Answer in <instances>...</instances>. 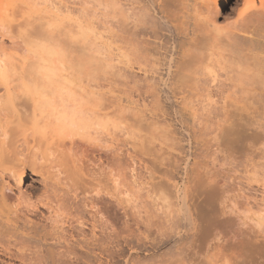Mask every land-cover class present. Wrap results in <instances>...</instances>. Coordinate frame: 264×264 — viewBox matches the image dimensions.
Segmentation results:
<instances>
[{"label": "rangeland", "instance_id": "rangeland-1", "mask_svg": "<svg viewBox=\"0 0 264 264\" xmlns=\"http://www.w3.org/2000/svg\"><path fill=\"white\" fill-rule=\"evenodd\" d=\"M52 1L54 2L56 0ZM60 1L63 7L62 11L64 12L62 14L64 17H66V24L68 25L66 27V30H68L69 32L67 34L68 36L69 34L72 36L74 35L75 37L78 35V40L79 38H81L80 31L77 28L78 26H75V23H77L78 19H80L79 22H85L84 25L87 22L89 26H91L92 24L91 27L95 28L94 32L98 33L96 35H100L101 37H103L104 42L106 41V43L101 45V47L99 45L97 46L93 44V48L91 51L92 54L96 51V54H99L97 55V57H99L98 59H103L102 63L101 61L99 62L101 63L99 64L101 66V69L98 68L99 66H97V57L96 59L95 57L92 58V54L90 55V50L88 48H85L80 44H76V42L71 43L70 40V42L67 43V46L69 49L68 54L71 55V62H74L76 64L78 60L80 61L82 59L81 61H84L87 67L90 64L92 67V64L94 65L95 62L96 65H94L93 67H97L101 75H99L97 70L94 71V69H92L93 74L94 72H96L95 74L99 75L100 77L99 82L101 83V85H99L98 83V88L100 90L102 89L100 86H102L103 90L101 91L107 93L108 97H111H109V99L110 105L113 104V106H111V108H113V112L112 110L111 112L112 114H115V130L113 132L112 143H110V145H113L112 150L117 155V158L121 159V165L116 164L115 167L113 164V170L115 169V173L113 172L114 176H112V178L115 177L116 179H114L115 181L112 180V184H110V187L112 188L110 189V198L112 197V202L116 207L118 220H112L113 222L111 220L108 221L105 214L103 212L101 213V211L99 212V209H97V207L93 205L92 201H90V196L89 194H86L84 192L83 187L82 190L80 187H77L78 185L82 186L81 182L84 174H87V176H84L83 179L87 178L93 180L92 177H99V179L104 178L103 172H101L102 170L100 171L99 169L100 166L97 165L100 164L99 160L93 161V159H90L88 155L87 156L89 159L85 158L86 155L80 152L83 155L79 153V158L82 159V161L80 160L79 162L83 164V166H85V168L87 169V164L89 163L90 165V163H92L93 161L94 165L91 164L90 167H94L96 169L98 173L95 174L97 176H88V173H90L89 169H82L85 171L79 170L80 173H83L81 176H78L79 178H76V181L80 180L81 184H78L74 181L76 175H70L71 172H67V174L64 173L62 174V176L60 175L61 179L62 177L63 179L60 180L61 183L58 184V187L56 185V191L50 190L52 193L49 190L44 189L41 180L42 176L40 174L35 175L31 172L30 168L27 172L28 176L26 178L24 190H28L29 192L33 191L32 201L38 202V200L45 198L49 194L52 195L54 194L53 192H57L59 190V196L61 197L63 195L62 197L65 200L64 202L67 201L66 204L68 203V209L63 210L64 212L61 211L62 213H60L58 216H51V209L47 206L43 207L41 205L38 206L35 204L34 205L38 208H35V206L31 205L27 209L21 211L22 214L19 216V221L16 220L18 221L17 224L19 226H15L20 227V231L22 230L21 234L25 232L28 235L27 237L30 241H28L26 238L24 240L21 239V237H18L20 241H17L16 239L15 240L17 243L20 242L19 245V243H13L15 242V240L12 238V240L14 241L12 242L11 240L7 245L2 239L3 242H0V264H209L210 262H213L215 264H234L236 262V260H233L235 258L234 255L236 251H239V249H237V246L235 245L237 238L232 239L231 237H229L228 240H224L223 234H215L216 225L210 226L208 222L210 218H214L215 220L220 221L224 218L226 219L232 216L235 217L234 215L230 214L228 208H225L228 204L239 202L243 206L247 207V204L245 203H250V205H253L258 201V199H261L260 197L263 195L262 188L260 190L258 186L255 187L256 185L254 187H250V185L248 184L249 180L242 176L244 175L242 172V164L244 163L243 161L244 159L248 158V155L249 157L251 156L248 152V148H246L247 143L250 141V139L247 138L248 140L242 141L238 133L240 130L239 110L231 111L229 109L230 111H225V109L221 110L222 108H218L217 106H215L216 104L213 106L209 105L210 101L208 94L206 95L207 92H203V88H201L204 86L202 82H197L198 85L200 84V87H197V90L192 89L190 91L191 88H189L190 86L187 87V82L185 86L180 85L178 82H176V80L174 81L173 79L175 78H172L168 73L170 70H172L171 68L170 70L168 68L171 66L172 68H174V61V64H176L179 55L181 56V54L179 53L181 52V49H179L180 47L178 46L184 45V50L187 48L185 52H187L188 50V58L186 57L188 61H192V59L196 57V59H193L192 62H194V60L199 62L200 58L197 60V56L199 55L201 57L204 52V49H201V46H199L200 51L198 50V48L193 49L194 45H191V43L193 42L190 41L194 38L195 43L196 39L192 32L193 30L195 31V27L198 30L197 23L200 24L201 17L205 15V9H202V6L204 7L203 1L135 0V7L140 8L141 6V9L135 8L134 5L133 7H131L132 4L135 3V1L133 0ZM139 1L144 3L140 4ZM160 1L165 4L167 8L169 7L173 9L167 11L169 15H166L167 12L165 10H167V8H164ZM243 1L244 0H233L230 5L224 7V9L220 11V18L223 19L228 16L235 8L236 5L234 4L238 3L240 6H243ZM165 2L168 3V6ZM127 4H130V6ZM146 5L148 8L146 7ZM159 6L164 8V10L162 8H159ZM144 7L147 8V11H149L146 12V14L147 18L150 19L151 22L148 23V25L146 23V26L144 25L145 28L143 27L145 29L142 30L143 34L144 32H146V34H142L144 37L141 39H145L144 41L140 39V37L142 36H139L141 35L139 33H141L142 31L140 32L139 28V30L136 29L137 33L136 35H134L136 37V39L134 37V42L136 44H133L134 49H141V47L139 46L142 42L143 44L145 42L146 46L143 44L141 46L145 49L149 48L148 52L150 51L151 53L149 52V57L147 53L146 57V51L144 49H141L142 52L140 51V49L135 51V53L139 51L140 55H144L145 53L144 56L146 57V64L144 62L143 65L144 67L146 65L145 69L147 71L145 70L144 72L143 70L139 73V70L135 68V70L137 69V72L134 70V75H136V77L132 79L133 75L132 77L129 76L130 74H128L127 69H125V67H127V58L125 57V55H122L127 54L129 48L126 50V47H130V44L126 45L129 43L128 36L130 35H128L127 33V20H125V17L127 19V13L131 12L130 10L133 9L138 11H134V13L132 12L133 15H138V13L144 10ZM160 9L163 10V14L161 13L162 10L160 11ZM141 14L142 13L139 14L140 17H134L135 20H141ZM197 14H199L201 17ZM159 17L160 19H158ZM170 19L171 21L173 20L172 22L175 21V24L171 23V21L169 22ZM198 19L200 22H197ZM163 20H165L166 23ZM177 20H179V22ZM70 21L72 22L71 24ZM194 22L196 26H194ZM178 24L181 26L178 27ZM150 25L151 28H148V26ZM162 25L164 26V28ZM165 26L167 30L165 29ZM151 30L152 32L153 30H160L157 35V39L154 32L153 35H151ZM161 35H164L165 39L164 37L162 38ZM166 36L170 40H168ZM186 36L188 37L186 38ZM76 39L77 38H74L72 41L74 42ZM137 39L141 40L142 42ZM261 40H263V37ZM199 41L201 43L200 39ZM199 41L195 43L196 46ZM174 42H177L176 46L174 45ZM261 42L264 44V40ZM160 43H164L165 47H167L165 48L164 45H161ZM186 44H189L192 47L190 46V48L188 49L189 45L187 46ZM107 46H109V48H107ZM168 46H171L172 49ZM99 47L101 48L100 50ZM157 48L160 50V53ZM160 48H162V51ZM168 48L169 50H166ZM153 49L154 51H158L161 56L158 53H156L157 57L154 56L153 53H155L156 51L154 52ZM97 50L99 52H102L97 53ZM122 50L124 53L122 52ZM139 52L136 54L138 55ZM103 54H105V56H108L105 59L106 63L104 62L105 56ZM151 54L154 56V58ZM109 56L112 57V60ZM150 56L154 61L155 67L153 68L154 71H156L155 74L152 69H150L149 67L147 68V66H149L150 64L151 67L153 63ZM159 56L160 58L162 57V59H159ZM155 57L156 60L158 59L159 63H162L160 64L163 68L159 63V65L156 66L157 61L154 60ZM147 58L151 60V63L149 62V60L147 61ZM173 58L177 60H174ZM169 60L171 62H169ZM196 61L194 63H197ZM166 64L167 66H165ZM105 65L108 67H106ZM91 67L89 69V72H91ZM105 67L107 69H105ZM151 71L153 73H151ZM160 72L162 75L160 74ZM147 73L148 76H152L151 79L149 78L150 76H147ZM173 73L175 72L173 71ZM138 74L140 75V78H138ZM143 75L147 76L145 80V76L143 78ZM128 77H131L129 78L130 81H127ZM135 78L137 79L135 80ZM192 79L189 77L188 80L191 81ZM148 80L150 81V83L148 82ZM134 81L137 85L135 83L133 84ZM192 81V85L190 83L191 86H193L194 82H196L194 80ZM137 82H139L140 84H138ZM201 84L203 85L201 86ZM166 85L169 86V88ZM173 85H176V87H174ZM177 85L178 87L180 85L181 88H178ZM183 86L185 88H183ZM150 87H153L156 90H154L153 88L149 89ZM108 93L110 95H108ZM216 98L219 99V97L217 96ZM29 120L27 121L26 119V124L29 122ZM28 124L30 125L27 126V128H29L28 131L31 132V127L33 126L32 120ZM245 128V135H248L247 137H249V133H251L250 130L253 129V127L251 125H247ZM16 132L13 133V138H15ZM28 134L30 133L28 132ZM18 135L16 136V138L18 137ZM22 137L23 141L21 140V138L19 139L20 141H22V143L20 142L21 145H23L25 140L24 137L26 136L22 135ZM260 146L264 147V141L263 143L261 142ZM25 147L23 146V148ZM25 150L26 151H24V153L22 149L21 153L26 154L36 151L35 148L29 149L28 152L26 148ZM42 155L43 154L41 153V151H38V156L42 157ZM257 155V157L255 156L254 158L255 161H253L255 162L254 165L256 171L254 177L261 180V183H264V152ZM87 160L89 161L86 164L84 161ZM117 161L120 162L119 160ZM95 162L97 164H95ZM2 163L0 164V171L3 169L5 172L7 165L5 164L6 162H4L5 167H3L4 164L2 165ZM9 165L10 164L8 162V166ZM95 165L97 166V168L95 167ZM116 168L120 169L121 175L122 173L125 174L124 177L122 176V179L119 181L120 183H117L119 169L117 170V173ZM88 170L89 172H86ZM5 173L7 174V171ZM121 175H119V179L121 178ZM169 178L173 180L170 181L171 179ZM160 180L161 184L162 181L167 180L169 182H174V184L171 183L170 188L169 185H166L168 181L165 183L163 182V185L165 184V186L162 185V190H160V188H158L159 191L156 190L159 194L156 192V194L158 195H155V193L154 195L157 197V199L159 198V200L157 201H159L160 204H158V202H155L154 200L149 198L147 193H149L150 195L153 194L152 190L151 192H149L150 189L153 188L151 186L157 185ZM212 180L214 181L213 183ZM72 182H74L75 184H73ZM93 182L98 183L97 181ZM151 182L157 183L151 184ZM12 183H14V181H12ZM159 184L158 186L161 185ZM172 184L176 186H172ZM185 186L187 188L189 186V188L187 189ZM155 188H157V186L154 187V191ZM185 188L187 190H185ZM224 189L227 191L224 192ZM184 191H186V194L188 195L186 196V200H184L186 205L189 204L188 207L186 206L187 208L185 207V204L183 208V203L181 202L183 201L182 195H186ZM77 192L80 193L77 194ZM83 193H85V195L87 196L83 195ZM154 195L153 197L154 199H156ZM168 195L170 200L169 198H166L167 200H165V197H168ZM152 201H154L155 204H153ZM92 205L94 206V208ZM181 207L183 210H181ZM185 208L186 210L189 208L188 211L192 213L191 216L193 217L185 213L187 212ZM181 211L183 212L180 213ZM227 215H229V217ZM185 216L187 218H189L190 216L188 220L189 222H187V218L186 220L184 219ZM190 219H192V221H190ZM1 222L4 223L3 221ZM234 223L236 231L241 232L246 238L248 237V234L253 235V237H255L256 235H261L260 232L257 231V229H259L260 227L257 228V225L248 218H246V220L239 219L237 221H234ZM3 226H1V229ZM15 226L13 225L12 227ZM261 227V230H263V233H261L264 235V225H262ZM12 229L14 230L15 228ZM18 231L19 230H17L16 232L18 233L17 235L21 236V234H19L20 231ZM23 236L25 237L26 235L23 234ZM23 236L22 238H24ZM1 238L2 236L0 237V239ZM261 240L262 238L259 240L260 242L257 241V244L261 243ZM11 242L13 244H11ZM21 242L24 245L21 244ZM255 251L258 252L252 253L251 251L248 253V255H246L248 257L245 256L244 258H240L239 264H264V247L261 246L260 248H256Z\"/></svg>", "mask_w": 264, "mask_h": 264}, {"label": "bare ground", "instance_id": "bare-ground-1", "mask_svg": "<svg viewBox=\"0 0 264 264\" xmlns=\"http://www.w3.org/2000/svg\"><path fill=\"white\" fill-rule=\"evenodd\" d=\"M129 1H132V0H129ZM202 1L204 5V7L202 6V9L203 8L205 9L204 11L205 15L201 14L203 15L201 17L199 14H197L201 17V22L199 21V19L197 20V22L198 21L200 22V24L196 22L198 30L195 27V31L193 30L192 32L195 36V39L197 41H199L200 39L201 43L199 41V43L197 44L198 46L197 47L195 44L197 43V41L195 40V43H194V38L192 40L190 39L189 40L193 42V43L190 42L192 46L194 45L193 49L198 48L199 50V46L202 47V48L200 47L201 49H204L203 50L204 52L202 54V56L204 55L203 58L202 56L200 57L198 55L197 60L199 58L201 59V60L199 59V62H197L196 60H194V62L196 61L197 63L192 62L193 59H196V57L194 58L192 57L193 58L192 61L190 60L188 61L186 59L187 54H189L187 53L188 50L187 52H185L187 48L184 50L183 49L184 45H181V46H178L180 47L179 49H181V52H179L181 54V56L179 55L180 58L178 57V60L174 59L175 57L173 58L174 60H177L176 64H174L175 61L173 63L174 68H172V66L169 67L170 65L168 66L169 68L167 67L169 70L170 68L172 70L174 69L173 71L175 73H173L172 70L170 71L168 69L167 70L169 71L168 72L169 75H171L172 78H175L173 80L174 81L176 80V82H178L180 85L185 86L187 82L188 84L187 87L190 86L189 88H191L190 91L192 89L197 90V87H200L199 86L200 84L198 85L197 82L198 83L202 82L204 86L201 88H203V92H207L206 95L208 94L209 101L211 103V104L209 103V105L213 106L216 104L215 106H217L218 108H222L221 110L223 109H225V111L226 110L228 111L230 110L238 111L239 110L240 112V120H239L240 130L238 133L242 141L250 139V141L247 143L246 148H248L249 150L248 152L251 155L250 157L248 155V158L244 159L243 161L244 163L242 164L243 166L242 172L244 175L242 176H244L245 178L249 180L248 184L250 185V187H254L256 185L255 187L258 186L260 190L262 188L263 195L262 196L260 195L261 199L260 200L258 199V201L253 205H250V203H245L247 204V207L243 206L239 202L228 204L227 207L225 208H228L229 209L228 211L230 212V214L234 215L235 217L231 215L232 217L226 218V219L224 218L223 220L221 219L220 221L215 220L214 218H210L208 222L210 226L216 225L215 234L216 235L223 234L224 240H228L229 237H231L232 239L237 238L235 245L237 246V249H239V251H236L234 255L235 258L233 260H236L234 264H239L240 258H244L251 251L252 253L254 252L257 253L258 251H255L256 248H260L261 246L264 247V235L262 234L263 230H261L262 229L261 226L264 225V183H261V180L256 179L254 177L256 171H255V165H254L255 162H253L255 161L254 158L257 154L264 152V147L260 146L261 142L263 143L264 141V46H263L264 44L261 42L264 40V0H244L243 6L242 5L240 6L238 3L234 4L236 5L235 8L231 11L229 15L227 14L228 16H226L223 19L220 18V11L224 9V7L230 5L233 2V0H202ZM139 3L141 4L142 2L139 1ZM160 3L162 2L160 1ZM130 4H127V5L130 6ZM135 4H136V1L134 4H132L131 7H133V5L135 7ZM166 4L168 6V3ZM162 5L164 8L166 7L165 4L162 3ZM146 7H144V10L146 9L145 12L144 10L143 11L140 10L141 11L140 13H142L141 20L140 19L135 20L134 17L136 16L140 17L139 15L140 13H138V15L136 16L133 15L134 11H136L134 9L130 10L131 12L127 13L126 15L127 19L125 17V20H127L126 21L127 22L126 28L128 30L127 33L128 35H130L128 36L129 43L126 45L130 44V47L127 46L126 50L129 48L128 52L126 51L127 54H122V55H125V57L127 58L126 60L127 67H125V69H127L128 74H130L129 76L132 77L133 75L132 79L136 77V75H134V72L137 69L139 70V73L142 72L143 70L145 72L146 65L144 67L143 64L145 62V58L147 57V53L149 57V52H150V51L148 52L149 48L145 49L144 47L141 46L143 44L142 41L145 40L141 38H143L144 37L143 35L146 34V32H144L143 34L142 30H145L144 28L146 26L145 25L146 23L148 25V23L151 22L150 19L147 18L146 12H149V11H147L148 7L147 8ZM62 8L63 7H62V3L60 0H56L54 2L52 0H39V4L36 3V0H0V164L3 162L2 163L3 165L4 162H6L5 164L7 165L5 169V172L7 171V174L4 172L3 169H2L3 173H2V170L0 171V222L3 221L4 223L2 222L1 223L5 226L4 227L0 223V225L3 226L5 230V231L3 230V227L1 229V226H0V229H1L0 237L2 236V238L0 239V242L2 243L3 242L2 239H3L7 245L12 240V238L14 240L16 239L17 241H20L18 237H21V239L25 240L26 238L28 241H30L29 238L27 237L28 235L25 232L21 234L22 230L20 231V227H18L19 225L17 224L19 221L18 220L19 216L22 214L21 211H23L24 209H27L31 205L32 206L41 205L43 207L47 206L48 208L51 209V216L52 215L58 216L60 213L64 212L63 210L68 209V203L66 204L67 201L64 202L65 200L62 197L63 195L61 196L62 198L59 196L60 195L58 193L59 190L57 192H53L54 194L52 195L49 194L45 198L38 200V202H33L32 201L33 191L29 192L28 190H24V185L26 182V178L28 176L27 174L28 169L31 168L32 173H34L35 175L40 174L42 176L41 180L43 183V187L44 189L49 190V191L50 190L56 191V185L58 187V184L61 183L60 180L63 179V177L61 179L62 174L64 173L67 174V172L68 173L71 172L72 174L70 173V175H73V174L76 175L77 177L75 176L74 181L75 183L77 182L79 184L80 180L76 181L77 180L76 178H79L78 176H81L83 173V172L80 173L79 170L86 169L85 166H83V164L79 162L80 160L82 161V159L79 158L80 152L86 155L85 158H88L89 156L90 159H93V161L94 160L100 161L101 165L97 164L96 162L95 164L100 166L99 169L100 171L102 170L101 172H103L104 178L99 179V177L98 178L92 177L93 180L87 179V178L83 179L84 176H87V174H84L83 178L81 177L82 186L77 184L78 185L77 187H80L81 190L83 187L84 192L86 194H89L90 196L89 199H91L90 201H92L93 205L97 207V209H99V212L101 211V213L103 212L105 214L108 221L118 220L117 213H116V207L114 203L112 202V199H111L112 197L110 198L111 196L110 189H112L110 187V184H112V180L116 179L115 177L112 178V176H114L113 172L115 173V169L113 170V168L114 166L116 167V164L121 165V159L117 158V155L112 150L113 145L112 146L110 145V143H112V135L115 130L114 129L115 127L114 115L115 114L114 113L112 114L113 108H111L113 104L110 105V99H109L110 96L108 97L107 93L101 91L103 90V87L100 86L102 88L100 90L98 88L99 86L97 84L99 83V85H101V83L99 82L100 73L97 67L96 68L93 67L94 65H96L95 62H94V65L92 64V67H91V64L89 65L88 63V65L91 67V72H89L90 67L89 66L87 67L86 63L84 61H81L82 59L80 61L78 60L76 64L74 62H71L70 61L71 55L68 54L69 49L67 46L68 45L67 43L70 41L71 43L76 42V44H80L81 46L88 48L90 50V55H91L93 44L97 46L99 45L101 47V45L106 43V41L104 42L103 37H101L100 35H98L100 37L96 35L98 33L94 32L95 28L91 27L92 24L91 26H89L87 22L84 25L85 22L82 23V21H80L81 22L80 23L79 22L80 19H78V22H77L78 24L75 23V26L76 27L78 26L77 28L80 31L81 38H79L78 40V37H79L78 35L76 37L73 35L74 36L73 37L70 34H69L70 36L69 38V36L67 35L69 32L68 30H66V27L68 25L66 24L67 23L65 19L66 17H64L62 14L64 13L62 11ZM159 8H162V7L159 6ZM164 8L162 9L164 10ZM168 8L167 10H165L166 12L171 9V8L169 9ZM128 9H131V8H128ZM137 9H141V6L140 8H137ZM162 9H160V11ZM197 9H196V12H197ZM163 10L161 11L162 14H163ZM166 15H169L168 12ZM158 19H160V17ZM170 21L171 19L169 20V22ZM172 21L171 23L175 24V21L174 22ZM177 21L179 22V20ZM71 23L72 22L70 21V24ZM151 25L148 26V28H151ZM166 26H165V29H166ZM180 26L181 25L178 24V27ZM194 26H196L195 22H194ZM138 28L140 29V32L141 31L142 32L139 33L141 35L139 34L137 35L142 36L140 37L142 41L139 39L137 40L142 42L139 47H141V49H144L146 51L145 52L146 55L144 53L146 57L142 54L140 55L139 51H138L139 52L138 55L136 54L138 52L135 53L136 50L140 49V48L134 49V44H136L134 42V37H135L134 35H136L137 33L136 29ZM160 30H163V29H160ZM159 31L153 30L154 34L156 35V39H157V35ZM153 32L151 33V35H153ZM149 34H150V31H149ZM38 35H46L49 37V39L46 41H42L40 44H37L35 38ZM161 36L162 38L164 37V35H161ZM187 37L188 36H186V38ZM262 37H263V40H261ZM72 38L73 39L77 38L76 39L77 41L75 40L73 42ZM168 40L170 39L168 38ZM176 43L174 44L175 46H176ZM162 44L164 45V43ZM143 45L146 46L145 42ZM191 45H189L188 49L190 48ZM100 47H99V50L101 49ZM153 47H156V46H153ZM168 47L171 48V46H168ZM107 48H109V46H107ZM174 48H177V47H174ZM141 49L140 51L142 52ZM160 49L162 51V48ZM157 50L159 49L157 48ZM166 50H169V48ZM98 52L99 51L97 50V53ZM156 53H158V51L153 53L154 56H156ZM159 53H160V50H159ZM93 54L91 55V57L92 58L95 57V59L97 55H99V54H96V51ZM103 55L105 56V54ZM160 56H159V59H162V57L160 58ZM106 57L108 56L106 55L104 58L105 63H106L105 61ZM156 57L154 60H156ZM98 58L99 57H97V60H98L97 66H99L98 68L101 69V66L99 64L102 63L103 59H98ZM111 58L112 57H110V59ZM153 58H152V61H153ZM148 60L149 59L147 58V61ZM100 61L101 63H99ZM108 61H109V58H108ZM150 61L151 60H149V62ZM156 61H157L156 66L161 63V62L159 63L158 59ZM169 62L171 61L169 60ZM167 64L165 66H167ZM150 65L147 66V68L149 67L150 69H152L155 74L156 71H154V68H153L155 67L154 61L151 67ZM175 66H176V70H175ZM106 67L105 69H107ZM135 68L137 69L135 70ZM92 69H94V71L97 70L99 75L95 74L96 72H94L93 74ZM153 72L151 71V73ZM188 73L192 74L193 77L192 75H189ZM145 75H143V78ZM147 76H148V73H147ZM147 76H145L144 80L146 79ZM131 77H128L127 81ZM151 77L152 76H150L149 78L151 79ZM189 77L191 79L193 78L192 80L196 81L194 82L195 86L194 85L191 86L193 81L188 80ZM138 78H140V75ZM136 79L137 78H135V80ZM148 82L150 83L149 80ZM134 83L135 81L133 82V84ZM137 83L140 84L139 82ZM203 84H201V86ZM180 85L179 87L181 88ZM184 86L183 88H185ZM167 87L169 88V86ZM174 87H176V85ZM152 88L150 87L149 89H152ZM108 95L110 94L108 93ZM216 96L219 97V99L216 98ZM214 99L218 101H215ZM212 102H215V103H212ZM26 119L27 121L29 120L28 123H30L32 120L33 126L31 127V132L28 131L29 128H27V126L29 124L28 123L26 124L27 122ZM247 125H251L253 127V129H251L252 131L250 130L251 133H249L250 138L247 137L248 135H245L246 133L245 127ZM14 132H16L15 134L16 136L19 134L20 137L18 135L17 138L16 136L15 138H13L12 135ZM28 132L30 134H28ZM22 135L26 136L24 137L25 140H24L23 145H21L23 141ZM20 138L22 141L19 140ZM24 144L26 145V147ZM23 146L27 149V152L29 149H33V148H35L36 151H33L32 152L33 154L30 152H29L30 154L29 153L23 154L21 153L22 149H23V152L26 151L25 148H23ZM38 151H41V153L43 154L42 157L38 156ZM117 160H119L120 162H118ZM88 161L89 160L84 161V162L87 164ZM93 161L92 163H90V165L94 163ZM8 162L10 164L9 166H8ZM5 164L3 165V167H5ZM90 165L89 163L87 164V169H89L90 173L92 174L88 173V176L90 175L95 176L96 175L95 173H98V172L96 171L94 167L91 168ZM95 167L97 168L96 165ZM118 169L116 168V172ZM89 170L86 172H89ZM82 171H85V170H82ZM118 174L121 175L120 169H119ZM119 175L117 177L118 178L117 179L118 182L116 181L117 183H120L119 181L122 179V176L124 177L125 174L122 173L120 179H119ZM172 180L173 179H171L170 181ZM12 181H14V183H12ZM93 181H97L98 183H94ZM155 181H156V178H155ZM167 181H162V184H161V180H160V182H158V184L159 183L161 184V185L159 184L160 186H158V184L151 186L153 188L150 189L149 192H151L152 190L153 194L150 195L149 193H147L149 198H151L152 200L160 204L159 201H157L159 200V198L157 199V197L155 196L159 194L156 190H158V188L162 190L161 187L163 185V182L165 183ZM213 182L214 181L212 180V183ZM72 183L75 184L74 182ZM155 183L151 182V184H155ZM168 183L166 185H169V187L171 183L174 184V182H169V181ZM173 184L172 186H176ZM156 186L157 188H155V191H154L153 189ZM163 186H165V184ZM186 188L185 190H187L189 186L187 189ZM226 191L227 190L224 189V192ZM156 192L158 194H156ZM184 192L186 194V191ZM228 192H229V188H228ZM78 193L80 192H77V194ZM85 193H83V195H85ZM153 195L155 196L156 199H154ZM186 196L188 195L187 194L182 195L183 201L181 202L183 203V206L182 205L181 206L183 208H184V204H185L184 200H186ZM166 198L168 199L169 195L168 197H165V200H167ZM154 201H152L153 204H155ZM186 206L188 207L189 204L188 205L185 204V207ZM36 207L37 206H35V208ZM182 207H181V210H183ZM188 209L186 210L187 212L185 211L184 212L187 215L191 216L192 213H190ZM182 212L183 211H181L180 213ZM227 216L229 217V215ZM183 217H184V214H183ZM186 218L187 217L185 216L184 219L186 220ZM189 218H187V222H189L188 221ZM246 218L252 220L257 225V228L260 227L259 229H257V231H259L261 235H256L255 237H253V235L248 234L247 235L248 237L246 238L241 232L236 231L235 226H234L235 224L234 221H237L239 219L246 220ZM190 221H192V219H190ZM13 225L14 226L18 225V226L12 227ZM12 228H15V229L13 230ZM17 230L20 231L19 234H21V236L17 235L18 234L16 233ZM23 234L26 236L24 237ZM22 236L24 238H22ZM261 238H262L261 243L257 244V241H259ZM5 239L7 240L8 243L6 242ZM14 240H12V242ZM16 240L13 243H16V244L19 243L20 245V242L17 243ZM12 242L11 244H13ZM21 244L23 243L21 242ZM215 246H218V245H215ZM209 264H215V263L210 262Z\"/></svg>", "mask_w": 264, "mask_h": 264}, {"label": "snow or ice", "instance_id": "snow-or-ice-1", "mask_svg": "<svg viewBox=\"0 0 264 264\" xmlns=\"http://www.w3.org/2000/svg\"><path fill=\"white\" fill-rule=\"evenodd\" d=\"M36 3L39 4V0H36ZM48 39H49V37L46 36V35H38V36L35 38L37 44H40L42 41H46V40H48Z\"/></svg>", "mask_w": 264, "mask_h": 264}]
</instances>
